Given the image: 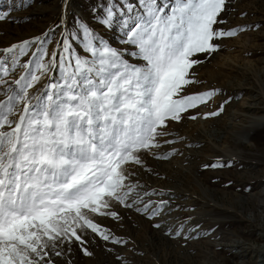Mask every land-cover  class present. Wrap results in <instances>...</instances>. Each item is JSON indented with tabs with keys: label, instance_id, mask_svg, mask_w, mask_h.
<instances>
[{
	"label": "snow or ice",
	"instance_id": "snow-or-ice-1",
	"mask_svg": "<svg viewBox=\"0 0 264 264\" xmlns=\"http://www.w3.org/2000/svg\"><path fill=\"white\" fill-rule=\"evenodd\" d=\"M225 4L226 0H172L171 4L140 0L143 14L119 23L127 37L124 42L134 45L145 62L141 66L123 60L120 52L78 19V33H64L58 42L60 51H54L47 62L43 44L48 41L42 37L0 50V88L6 96L0 101V264H54L52 255L62 256L65 243H86L87 229L104 241L110 239L89 214L118 219L117 212L110 211L112 201L125 207L137 203H128L135 188L126 183L130 173L125 165L142 166L140 153L159 148L157 137L167 135L160 129L167 128L169 121L180 122L183 113L217 95L215 91L182 93L196 83L190 70L203 62L193 57L217 51L215 39L244 31L214 29L213 25L225 22L217 19ZM124 6L133 12L131 5ZM104 11L99 22L112 28L117 10L110 4ZM6 18L0 13V21ZM78 34L83 36L82 51L87 56L73 49ZM34 44L40 47L32 52L33 58L21 63ZM18 67L24 72L10 79ZM54 69L62 83L50 82L43 92L30 94L41 76ZM221 111L223 105L205 118ZM148 207L145 204L144 211Z\"/></svg>",
	"mask_w": 264,
	"mask_h": 264
},
{
	"label": "rangeland",
	"instance_id": "rangeland-1",
	"mask_svg": "<svg viewBox=\"0 0 264 264\" xmlns=\"http://www.w3.org/2000/svg\"><path fill=\"white\" fill-rule=\"evenodd\" d=\"M125 3L133 7L132 13ZM110 4L117 19L106 28L99 21ZM143 12L140 0H0V13L7 14L0 21V50L42 37L48 41L43 44L47 62L60 51L64 33H78V19L123 60L141 66L145 62L134 45L124 42L119 21L135 20ZM217 19L225 22L213 25L216 30L244 31L215 39L217 51L193 57L203 62L190 70L196 83L182 93L217 95L183 113L180 122L169 121L160 129L167 135L157 137L159 148L140 153L142 166L125 165L130 173L126 183L135 188L128 203H137L125 207L112 201L110 211L117 212L118 219L89 214L110 239L104 241L87 229L86 243H65L62 256L52 255L54 264H264V0H226ZM82 42L78 34L73 49L87 56ZM38 47L34 44L21 63L33 58ZM23 72L18 67L10 79ZM50 82L62 83L58 69L42 75L30 94L43 92ZM4 99L0 88V101ZM221 105L219 115L205 118ZM191 115L197 118H188ZM165 155L169 158L157 159Z\"/></svg>",
	"mask_w": 264,
	"mask_h": 264
},
{
	"label": "bare ground",
	"instance_id": "bare-ground-1",
	"mask_svg": "<svg viewBox=\"0 0 264 264\" xmlns=\"http://www.w3.org/2000/svg\"><path fill=\"white\" fill-rule=\"evenodd\" d=\"M4 48V47H3ZM2 50V49H1Z\"/></svg>",
	"mask_w": 264,
	"mask_h": 264
}]
</instances>
